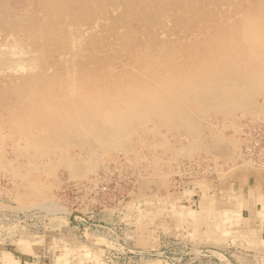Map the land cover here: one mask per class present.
I'll list each match as a JSON object with an SVG mask.
<instances>
[{
    "label": "rangeland",
    "instance_id": "1",
    "mask_svg": "<svg viewBox=\"0 0 264 264\" xmlns=\"http://www.w3.org/2000/svg\"><path fill=\"white\" fill-rule=\"evenodd\" d=\"M255 15L264 20V0H0V264H264V87L243 102L213 100L203 90L233 85L230 75L192 86L180 77L193 71L179 68L192 48L210 54L235 19L249 21L234 28L239 36L260 32ZM153 68L156 84H167L171 121L162 111L140 123L120 114V136L110 141L80 119L85 113L97 128L94 106L58 127L41 102L40 114L27 116L42 81L79 72L98 80L86 91L131 90L127 78L151 83Z\"/></svg>",
    "mask_w": 264,
    "mask_h": 264
},
{
    "label": "bare ground",
    "instance_id": "2",
    "mask_svg": "<svg viewBox=\"0 0 264 264\" xmlns=\"http://www.w3.org/2000/svg\"><path fill=\"white\" fill-rule=\"evenodd\" d=\"M56 1V0H55ZM219 1H223V0H219ZM70 2V1H69ZM40 3V2H39ZM61 3V2H60ZM229 3V2H227ZM255 3V2H254ZM42 4V3H41ZM252 4V3H251ZM39 5V4H38ZM59 5V3L57 4ZM62 5V4H61ZM42 6V5H40ZM65 6V5H63ZM60 7V8H64V7ZM229 6V5H228ZM206 7V6H205ZM233 7V5H232ZM244 7V6H243ZM254 7V6H252ZM38 8V7H37ZM44 8V7H43ZM67 8V7H65ZM235 8V7H234ZM255 8V7H254ZM76 9V8H75ZM232 10L231 8L229 9V11ZM236 10V9H234ZM249 10V9H248ZM41 12V10H39ZM38 11V12H39ZM43 11V9H42ZM244 11H246L245 15L248 14L250 11L247 13V10L245 9ZM62 12V10H61ZM70 12V11H69ZM252 13L258 14L257 12H253ZM43 13V12H42ZM230 13V12H229ZM262 13V12H261ZM41 14V13H39ZM44 14V13H43ZM42 14V15H43ZM228 14V13H227ZM250 14V13H249ZM46 15V14H45ZM53 15V14H52ZM50 15V16H52ZM236 15V13H235ZM19 16V15H18ZM41 16V15H40ZM66 16H64V19H66ZM230 16V15H229ZM248 16V15H247ZM246 16V17H247ZM256 18L258 19L257 15H255ZM17 17V16H16ZM48 17V16H47ZM219 17V15H218ZM249 17V16H248ZM252 16H250L251 18ZM41 18V17H40ZM46 18V17H45ZM243 18V17H242ZM255 18V17H254ZM256 20L257 19H254ZM261 18V16H260ZM259 18V19H260ZM17 19V18H16ZM245 16L244 19L241 20V18L235 19V23L236 26H234V28L236 27H240V25L243 23V21L245 20ZM258 19V20H259ZM262 19V18H261ZM260 19V20H261ZM20 20V19H19ZM17 19V22H22L23 21H19ZM42 20L39 19V21ZM231 20V19H230ZM247 20V19H246ZM245 20V21H246ZM213 21V20H212ZM232 21V20H231ZM262 22L264 20H261ZM36 22V21H35ZM34 22V23H35ZM41 22H45V21H41ZM53 22V21H52ZM65 22V21H64ZM234 22V21H233ZM247 22H249L247 20ZM251 23L249 24H256V22H252V20H250ZM261 22V24H262ZM26 23V22H25ZM54 23V22H53ZM56 23V22H55ZM147 23V22H146ZM234 23V24H235ZM260 23V22H259ZM21 24V23H20ZM32 24V23H31ZM51 24V23H50ZM245 24V23H244ZM243 24V25H244ZM247 24V25H249ZM16 25V24H15ZM19 25V24H17ZM16 25V27H17ZM25 25V24H24ZM35 25H37V23H35ZM47 25V24H46ZM45 25V26H46ZM175 25V24H174ZM246 25V24H245ZM244 25V26H245ZM247 31H248V27L247 26ZM263 25V24H262ZM22 26V25H21ZM31 26V25H30ZM42 26V25H41ZM44 26V25H43ZM51 26H55L53 24H51ZM58 26V25H57ZM147 26V25H146ZM217 26V25H216ZM253 26V25H252ZM252 26H250L252 28ZM20 27V26H18ZM65 27V25H64ZM78 27V26H77ZM231 27V25H230ZM254 29L256 26H253ZM37 28V27H36ZM46 28V27H45ZM48 28V27H47ZM234 28H227L226 31H223V29L221 30V34L215 36L216 37V42L218 45H210L209 47V52H211L208 55H196L195 52V48H192V53H190L191 56V60L188 63H182L181 66L179 67L180 70L183 72L186 71V68L188 67V69H190V73L193 71L192 74H186V76H188L187 78L184 77V75H182L180 77V80L188 83H193L194 85L192 86H196V84L199 83H203L204 80L206 81V83L214 80V79H219L221 74H228L230 75V82H233L234 80V84L232 85V83L227 86H222V87H217L218 89L214 92L212 91V89H204L203 91L206 92L204 94H202V96H207L208 98H212L214 99H219L220 100H225L231 103H239V102H243L246 101V95H248L249 89L252 90L253 86L254 87H259L262 86L264 87V34L259 37L261 34H259L260 32L264 33V28H262V30L259 32V30H253V28L250 30L251 33L249 32L246 33V31L244 32L245 34H241L242 36H239V34L236 32V30ZM241 28V27H240ZM29 29V28H27ZM40 29V28H39ZM56 29V28H55ZM244 29V27H243ZM14 30V29H13ZM18 30V29H17ZM33 30V29H32ZM65 30V28H64ZM22 31V30H20ZM20 31H18V33H20ZM28 31V30H27ZM37 31V30H36ZM48 31V30H47ZM62 31V30H61ZM66 31V30H65ZM69 31V30H68ZM72 31V30H71ZM159 31V30H158ZM11 32V31H10ZM15 32H16V28H15ZM34 32V31H32ZM38 32V31H37ZM36 32V33H37ZM53 32V31H52ZM242 31H240L241 33ZM28 33V32H27ZM42 33V32H41ZM50 33V32H49ZM103 33V32H102ZM39 34V33H37ZM69 34V33H68ZM76 34V33H75ZM161 34V33H160ZM13 35V34H12ZM15 35V34H14ZM28 35H30L28 33ZM56 35V34H55ZM66 35V33H65ZM26 36V35H25ZM32 36V35H30ZM47 36V35H46ZM81 36V35H80ZM19 37V36H18ZM23 37V36H22ZM42 36H40L41 38ZM58 37V36H57ZM66 37V36H65ZM70 37V35H69ZM68 37V38H69ZM259 37V38H258ZM17 38V37H16ZM26 38V37H25ZM46 38V37H45ZM52 38V37H50ZM71 38V37H70ZM72 38H74L72 36ZM18 39V38H17ZM23 39V38H22ZM32 39V38H31ZM53 39V38H52ZM67 39V38H66ZM20 40V38L18 39ZM24 40V39H23ZM40 40V39H39ZM42 40V39H41ZM179 40V39H178ZM32 41V40H29ZM35 41V40H34ZM46 41V40H45ZM58 41V40H57ZM71 41V40H70ZM28 42V41H27ZM42 42V41H41ZM59 42V41H58ZM68 42V41H67ZM76 43V42H75ZM115 43V42H114ZM30 44V43H29ZM39 44V42L37 43ZM52 44V43H50ZM63 44V43H62ZM67 44V43H66ZM13 45V44H12ZM28 45V44H26ZM42 45V44H41ZM59 45V44H58ZM68 45V44H67ZM19 46V45H18ZM29 46V45H28ZM50 46V45H49ZM87 46V45H86ZM6 47L8 48V46L6 45ZM10 47V46H9ZM21 47V46H20ZM23 47V46H22ZM32 47V45L30 46ZM32 50V48H30ZM41 47V46H40ZM43 47V45H42ZM41 47V48H42ZM48 47V46H47ZM52 47V46H51ZM60 47V46H57ZM68 47V46H67ZM5 47H3L4 49ZM24 48V47H23ZM26 48V47H25ZM63 48V47H62ZM12 49H14V45L12 47ZM11 49V51H12ZM18 50V48H16ZM22 49V48H21ZM35 49V48H34ZM33 49V50H34ZM44 49V48H43ZM54 49V48H53ZM99 50V49H98ZM46 51V49H45ZM68 51V50H67ZM80 51V50H79ZM15 52V51H14ZM19 52V51H18ZM28 52V51H27ZM30 52V51H29ZM32 52V51H31ZM30 52V53H31ZM52 52H54V50H52ZM62 52V51H61ZM75 52V51H74ZM81 52V51H80ZM16 53V52H15ZM38 53V52H37ZM44 53V52H42ZM41 54L40 57H41ZM46 53V52H45ZM51 53V52H50ZM77 53V52H76ZM75 53V54H76ZM12 54V53H11ZM4 55V53H3ZM9 55V54H8ZM16 55V54H15ZM20 55V54H19ZM38 55V56H39ZM18 56V55H17ZM44 56V55H43ZM51 56V55H50ZM75 56V55H74ZM73 56V57H74ZM100 56V55H99ZM1 57V56H0ZM60 57V56H58ZM73 57H69L71 59H73ZM46 58V57H44ZM40 59V58H39ZM47 59V58H46ZM68 59V58H67ZM77 59V58H75ZM26 60V59H25ZM30 60V59H29ZM38 60V59H37ZM52 60V59H51ZM70 60V59H69ZM80 60V59H79ZM47 61V60H46ZM50 61V60H49ZM91 61V60H90ZM41 62L42 61H38ZM37 62V63H38ZM45 62V61H43ZM52 62V61H51ZM64 62V61H63ZM29 63V62H28ZM140 63H142L141 66H143L144 68H148L149 66V62L147 60H143ZM171 63V62H170ZM30 64V63H29ZM58 65V63H56ZM102 64V63H101ZM113 64V63H112ZM126 64V63H125ZM7 65V64H6ZM41 65V64H40ZM45 65V64H44ZM51 65V64H50ZM105 65V64H104ZM2 66V65H1ZM47 66V65H46ZM62 66V65H61ZM100 66V65H99ZM109 66V65H108ZM71 67V66H70ZM107 67V66H106ZM140 67V66H139ZM6 68V67H5ZM49 68V67H48ZM47 68V70H48ZM56 68V67H55ZM62 68V67H61ZM73 68V66H72ZM4 69V68H3ZM2 69V70H3ZM42 69V68H41ZM52 69V68H51ZM59 69V68H58ZM28 70V69H27ZM95 70V69H94ZM173 68H166L164 70V75H170L173 74ZM37 71V70H36ZM42 71V70H41ZM52 71V70H51ZM55 71V70H54ZM66 71V70H65ZM77 71V70H76ZM28 72V71H27ZM26 72V73H27ZM31 72V71H30ZM35 72V71H34ZM48 72V71H46ZM50 72V71H49ZM48 72V73H49ZM198 72V73H197ZM240 72L243 74H245V77L241 78L242 76L240 75V78H238V81L236 83V76H238L240 74ZM51 73V72H50ZM81 73V71H80ZM150 73L153 74L156 80H152L151 83H148L147 80H145L142 75L139 79H136V81H131L130 78H127V81L129 84H131L130 88L131 90H129V86L125 89H128L127 91H124L125 89L123 87H115L114 90H111L110 92H108L107 90L103 89L102 86H98L99 88H94L91 89L92 91H86V89L94 84L96 85L98 83L97 79H92V77L88 76V74L85 73H81L79 74L76 73L77 77L75 76H68V77H63V80H57L55 81V79L57 78H53V80L55 82L48 84L47 82H41L39 85L35 86L36 90H33L31 92V96H32V100L34 101L35 106H31L29 107V113H27V116H29L30 118L34 119L35 118V114H40V112L42 111L41 107L39 106L41 103L42 105H45L44 107L46 108L47 112H48V116L46 117V119H48L49 122L53 123L54 125H56L58 127V123L59 120L58 119H63V117L66 114H75L78 111L81 110V108H83L85 105L87 106V108H91L90 106H94L96 108L94 114H93V118L95 119H100V124L97 128L90 126L88 124H90L91 122V118L90 117H86V115L82 114V117L79 118L82 120V122L86 125L87 129L90 130H94L97 132H106L109 133L110 137H108V139L110 141H114L116 140L120 134L118 133V121H120L122 119L121 116H117V115H128V116H136L138 118V122H144V121H148L150 119V114H155L157 115V113H159L160 111H162V114L164 115V120L166 122L171 121L173 116H175V111L170 109L169 111H167V109H169L168 104L166 103V101L164 100V95L163 92L167 87V84L164 85H157L156 83L158 82V79L160 77V72H158V70H154L151 69ZM38 74V72H37ZM40 74V72H39ZM55 74V72H54ZM62 74V73H61ZM181 74V73H179ZM14 75V74H13ZM20 75V74H19ZM36 75V74H35ZM34 75V77H35ZM66 75V74H65ZM12 76V75H11ZM33 76V75H32ZM37 76V75H36ZM47 76V75H46ZM21 77V76H20ZM31 77V76H30ZM53 77V76H52ZM236 78V79H235ZM21 78H19L20 81ZM44 79V78H43ZM50 79V78H49ZM212 79V80H210ZM35 80V79H33ZM41 80V79H40ZM47 80V79H46ZM1 81V80H0ZM11 82V81H10ZM40 82V81H39ZM164 82V81H163ZM20 83V82H19ZM18 83V84H19ZM10 84V83H9ZM13 84V83H12ZM32 84V82H31ZM20 85V84H19ZM222 85V84H221ZM247 85H250L249 87H247ZM104 86V85H103ZM191 86V87H192ZM247 87V88H246ZM260 87V88H262ZM92 88V87H91ZM211 88V87H210ZM263 89V88H262ZM8 90V89H7ZM19 90V89H18ZM144 91L143 93H146L145 96H141V97H136L134 96V94L132 93L133 91ZM206 90V91H205ZM193 91V90H191ZM6 92V91H5ZM11 92V91H10ZM165 93V92H164ZM262 93V92H261ZM3 94V93H2ZM252 95V94H251ZM255 95V94H254ZM251 97V96H250ZM175 98V97H174ZM10 99V98H9ZM27 99V98H26ZM25 101V100H24ZM181 101V100H180ZM198 101V100H197ZM41 102V103H40ZM213 102V101H212ZM30 103V102H29ZM230 103V104H231ZM31 104V103H30ZM74 104V105H72ZM85 104V105H83ZM105 104H107L108 109L103 110V108L105 107ZM175 104V103H174ZM72 105V106H71ZM206 105V104H205ZM214 105V104H213ZM239 105V104H238ZM244 105V104H243ZM246 105V104H245ZM250 105V104H249ZM104 106V107H103ZM185 106V105H184ZM210 106V105H209ZM216 106V105H215ZM43 107V108H44ZM204 107V106H203ZM218 107V106H217ZM199 108V107H198ZM215 108V107H214ZM232 108V107H231ZM235 109V107H233ZM236 108H240L239 106ZM242 108V107H241ZM244 108V106H243ZM242 108V109H243ZM247 108H248V104H247ZM253 108V107H252ZM224 109V108H222ZM85 110V109H84ZM226 111H224V113L227 112L228 109H224ZM233 110V109H232ZM245 110V109H244ZM243 110V111H244ZM251 109H249L250 111ZM255 110V109H254ZM86 111V110H85ZM97 111V112H96ZM107 111L111 112V116H106ZM252 111V110H251ZM106 112V114H104ZM220 112V110L218 111V113ZM242 112V111H241ZM246 112V111H245ZM256 112V111H255ZM197 113V112H196ZM104 114V116H103ZM242 114V113H241ZM84 115V116H83ZM154 115V116H155ZM245 115V114H244ZM125 116V117H128ZM143 116V117H142ZM237 116V115H236ZM255 117V116H254ZM105 118V119H104ZM132 118V117H131ZM176 118V117H175ZM79 119V120H80ZM105 123H103V122ZM179 122V121H178ZM149 123V122H148ZM159 123V122H157ZM188 123V122H187ZM164 124V123H163ZM154 125V124H153ZM179 125V124H178ZM23 126V125H21ZM162 126V125H161ZM150 127V126H149ZM159 127V126H158ZM187 127V126H186ZM152 128V127H151ZM170 128V127H169ZM241 128V127H240ZM49 129V128H48ZM150 129V128H147ZM146 129V131H147ZM155 129V128H154ZM153 129V130H154ZM168 129V128H167ZM187 129V128H186ZM24 130V129H23ZM45 130V129H42ZM151 130V129H150ZM149 130V131H150ZM152 130V131H153ZM192 131V130H191ZM198 131V130H197ZM35 132V131H34ZM84 132V131H83ZM186 132V130H185ZM196 132V131H195ZM133 133V132H131ZM145 133V132H144ZM154 133V132H153ZM161 133V132H160ZM170 135V134H169ZM198 135V133H197ZM130 136V135H129ZM192 136V135H191ZM201 136V135H200ZM21 137V136H20ZM23 138V137H22ZM83 138V137H82ZM130 138V137H129ZM194 138H196L194 136ZM214 138V137H213ZM55 139V138H54ZM75 139V138H74ZM167 139V138H165ZM17 140V139H16ZM21 140V139H20ZM23 140V139H22ZM25 140V139H24ZM139 140V139H138ZM151 140V139H150ZM158 140V139H157ZM162 140V139H161ZM164 140V139H163ZM62 141V140H60ZM95 141V139L93 140ZM168 141V140H167ZM173 141V140H172ZM24 142V141H23ZM54 142V141H53ZM59 142V141H56ZM121 142V141H118ZM160 142V141H159ZM165 142V141H164ZM164 142L162 143L163 145ZM94 143V142H93ZM99 143V142H98ZM145 143V142H144ZM23 144V143H22ZM21 144V145H22ZM25 144V142H24ZM27 144V143H26ZM25 144V145H26ZM62 144V142H61ZM90 144V143H89ZM31 145V144H30ZM55 145V143H54ZM67 145V144H66ZM73 146H75L76 144H72ZM78 145V144H77ZM61 146V145H60ZM70 146V143H69ZM160 146V145H159ZM171 146V145H170ZM26 147V146H25ZM35 147V145H34ZM84 147V146H82ZM118 147V145H117ZM116 147V148H117ZM94 148V146H93ZM165 148V147H164ZM30 149V148H29ZM76 149V148H75ZM82 149V148H81ZM79 149V150H81ZM114 149V148H113ZM150 149V148H149ZM161 149V148H160ZM167 149V148H166ZM182 149V148H181ZM62 150V149H61ZM73 150V149H72ZM78 150V153H81ZM105 150V149H103ZM163 150V149H162ZM66 151V150H65ZM66 152H70V151H66ZM115 152V151H114ZM55 153V152H54ZM63 153V152H61ZM74 153V152H73ZM71 153V154H73ZM84 153V152H83ZM111 153V152H110ZM48 154V153H47ZM65 154V153H64ZM76 154V153H75ZM87 154V153H86ZM90 154V152H89ZM28 155V153H27ZM41 155V154H39ZM125 155V154H124ZM123 155V156H124ZM33 156V155H32ZM47 156V155H46ZM56 156V155H55ZM63 156V155H62ZM73 157H75L74 155H71ZM79 156V155H78ZM87 156V155H86ZM89 156V155H88ZM107 156V155H106ZM31 157V156H30ZM84 157V156H83ZM119 157V156H118ZM154 157V156H153ZM45 158V156H44ZM47 158V157H46ZM61 158V157H60ZM89 158V157H88ZM58 159V158H57ZM87 159V158H85ZM146 159V158H145ZM171 159V158H170ZM38 160V159H37ZM46 160V159H45ZM48 160V159H47ZM66 160V159H65ZM91 160V157H90ZM206 160V159H205ZM41 161V160H40ZM51 161V160H50ZM80 161V160H79ZM82 161V160H81ZM88 161V160H87ZM105 161V160H104ZM158 161V160H157ZM48 162V161H46ZM68 162V160L66 161ZM70 162V160H69ZM73 162V161H72ZM225 162V161H224ZM81 163V162H80ZM86 163V161H85ZM95 163V161H94ZM25 164V163H23ZM29 164V163H28ZM32 164V163H31ZM38 164V163H37ZM107 164V163H106ZM21 165V164H20ZM70 165V164H69ZM73 165V164H72ZM17 166V165H16ZM52 166V165H51ZM15 167V166H14ZM27 167V166H26ZM209 167V166H208ZM7 168V167H6ZM31 168V167H29ZM90 168V167H89ZM93 170V169H92ZM48 172V171H47ZM21 174V173H20ZM47 174V173H46ZM52 174V173H51ZM85 174V173H84ZM48 175V174H47ZM45 176V175H44ZM50 177V176H49ZM42 179V178H41ZM98 182V181H97ZM34 193V192H33ZM28 194V193H27ZM26 196V195H25ZM36 200V199H33ZM31 200V201H33ZM43 201V200H42ZM35 202V201H34ZM224 213V212H223ZM226 213V212H225ZM224 215V214H223Z\"/></svg>",
    "mask_w": 264,
    "mask_h": 264
}]
</instances>
